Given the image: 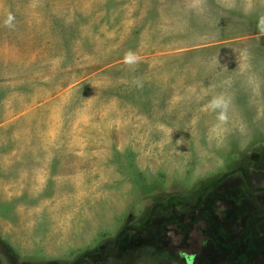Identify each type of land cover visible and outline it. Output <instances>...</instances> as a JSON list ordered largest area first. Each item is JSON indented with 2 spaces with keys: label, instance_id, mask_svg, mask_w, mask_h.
<instances>
[{
  "label": "rangeland",
  "instance_id": "obj_1",
  "mask_svg": "<svg viewBox=\"0 0 264 264\" xmlns=\"http://www.w3.org/2000/svg\"><path fill=\"white\" fill-rule=\"evenodd\" d=\"M0 264H264V0H0Z\"/></svg>",
  "mask_w": 264,
  "mask_h": 264
},
{
  "label": "clouds",
  "instance_id": "obj_2",
  "mask_svg": "<svg viewBox=\"0 0 264 264\" xmlns=\"http://www.w3.org/2000/svg\"><path fill=\"white\" fill-rule=\"evenodd\" d=\"M128 55L131 56L132 53H129ZM219 103H220L219 101H213V105L214 106H217L218 107L219 106Z\"/></svg>",
  "mask_w": 264,
  "mask_h": 264
},
{
  "label": "trees",
  "instance_id": "obj_3",
  "mask_svg": "<svg viewBox=\"0 0 264 264\" xmlns=\"http://www.w3.org/2000/svg\"><path fill=\"white\" fill-rule=\"evenodd\" d=\"M189 258H191V256H187V260H189Z\"/></svg>",
  "mask_w": 264,
  "mask_h": 264
}]
</instances>
